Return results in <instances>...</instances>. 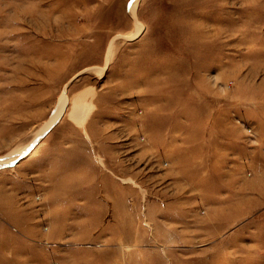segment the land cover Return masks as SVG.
Listing matches in <instances>:
<instances>
[{"label":"rangeland","instance_id":"1","mask_svg":"<svg viewBox=\"0 0 264 264\" xmlns=\"http://www.w3.org/2000/svg\"><path fill=\"white\" fill-rule=\"evenodd\" d=\"M0 264H264V0H0Z\"/></svg>","mask_w":264,"mask_h":264}]
</instances>
